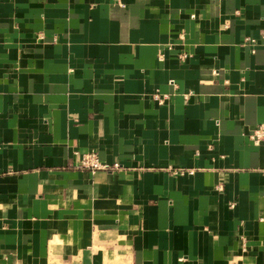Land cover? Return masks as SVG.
Returning <instances> with one entry per match:
<instances>
[{
	"label": "crops",
	"instance_id": "1",
	"mask_svg": "<svg viewBox=\"0 0 264 264\" xmlns=\"http://www.w3.org/2000/svg\"><path fill=\"white\" fill-rule=\"evenodd\" d=\"M260 123L264 0H0V264H264Z\"/></svg>",
	"mask_w": 264,
	"mask_h": 264
},
{
	"label": "built area",
	"instance_id": "2",
	"mask_svg": "<svg viewBox=\"0 0 264 264\" xmlns=\"http://www.w3.org/2000/svg\"><path fill=\"white\" fill-rule=\"evenodd\" d=\"M246 41H251L250 39H246ZM187 56L186 52L180 51L177 54V59L180 61H183ZM160 57V56H159ZM168 83L175 87L173 80H168ZM185 97L188 95V93L184 94ZM151 97L153 100L156 101L157 104L163 103L165 99H167V95L165 94H158L153 93L151 94ZM247 138L251 141L252 144H258L261 141H264V123L257 124L250 130V132L247 134ZM77 167L85 168L88 170H104V171H113L120 168L119 164L117 162H113L110 165L102 164L98 161L96 153L93 151L90 152H84L79 155L77 160ZM192 174V169H176L173 170V173L175 174H182V173ZM216 190H221V187L219 185L215 186Z\"/></svg>",
	"mask_w": 264,
	"mask_h": 264
}]
</instances>
